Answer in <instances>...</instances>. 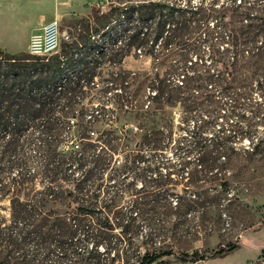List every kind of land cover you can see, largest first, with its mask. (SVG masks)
<instances>
[{
    "label": "rangeland",
    "instance_id": "374dc122",
    "mask_svg": "<svg viewBox=\"0 0 264 264\" xmlns=\"http://www.w3.org/2000/svg\"><path fill=\"white\" fill-rule=\"evenodd\" d=\"M251 1L264 11V0ZM110 6L0 0L1 51L30 54L31 35L55 19L59 51L92 47L76 57L100 65L87 70L101 83L78 86L70 104L65 97L40 117L54 123L40 119L34 143L22 136L11 156L22 164L0 163V264H139L147 251L170 250L206 255L196 262L162 256L172 264H264V48L232 80L217 61L228 42L185 32L170 52L166 32L140 51L121 43L134 24L104 23ZM109 81L122 90L107 103L101 88ZM96 98L109 109L87 120ZM82 137L87 161L74 175L61 164V146Z\"/></svg>",
    "mask_w": 264,
    "mask_h": 264
},
{
    "label": "trees",
    "instance_id": "16d2710c",
    "mask_svg": "<svg viewBox=\"0 0 264 264\" xmlns=\"http://www.w3.org/2000/svg\"><path fill=\"white\" fill-rule=\"evenodd\" d=\"M110 3V11L103 15L104 23L119 18L121 23L128 26L134 24L131 29L128 28V33L124 32L121 43L125 40L126 45L138 47L140 51V46H146L150 41V46L155 47V42L166 32L170 52L176 49L178 39L185 32H206L216 42H228L223 51L217 48V61L224 66V75L232 80L241 73L238 67L245 61L259 57L264 48V42L260 39L264 32V11L261 9L260 14L258 10L254 11L257 8L255 1L201 0L197 5H189L186 1L184 6L165 0H110ZM212 20L213 27H210ZM91 50L92 47L84 51L86 56L92 53ZM81 52L82 48L65 45L62 55L67 59L60 60L58 55L45 59L32 54H9L0 50L1 165L5 166L7 161L13 166L22 164V160L11 157L21 146L22 136L27 134L28 142L34 143L39 120L43 119L40 117L56 110L59 101L65 97L68 99L66 104L71 103L73 96L68 95V92H76L78 87L72 83L84 81L88 67L94 68L96 62L87 61L86 56L76 57ZM185 64L182 62L179 66L184 67ZM218 71L220 76L222 71ZM43 120L54 123L50 118ZM52 124L50 128L53 127ZM85 139L91 140L90 137ZM153 140L155 148H160L164 143L162 137ZM105 145L109 148L108 143ZM63 154L61 164L64 170H69L74 175L82 168V162L87 161L83 143L80 151H63ZM113 155L114 165L117 154ZM136 158L134 160H138ZM225 250L223 248L216 253ZM169 254H175L176 260L182 262H196L206 258L205 254L199 252L189 254L174 253L172 250L164 253L147 251L141 255L139 264H172L171 260L161 259L163 255ZM114 257H117L116 254Z\"/></svg>",
    "mask_w": 264,
    "mask_h": 264
},
{
    "label": "built area",
    "instance_id": "2783aa9c",
    "mask_svg": "<svg viewBox=\"0 0 264 264\" xmlns=\"http://www.w3.org/2000/svg\"><path fill=\"white\" fill-rule=\"evenodd\" d=\"M61 45V30L60 26L57 20H51L48 23H46L40 31L34 32L29 40V53L35 56L44 57L45 59H48L49 57L53 55H58L60 60L67 59L62 53L59 51ZM100 67L96 66L94 68ZM90 77H85L84 81H78L75 83H72L73 85H78L79 87H84L87 89L88 87L97 89L100 87V81L98 79V75L89 71ZM101 90L105 93L103 96V99L108 102L111 101V95L117 93L116 90H122L121 87L118 88V85H116L113 81L107 82V84L101 88ZM80 98V97H79ZM81 100V98L79 99ZM97 103H100L101 106L92 108L90 111H86L85 116L87 120H93L96 117H101L106 110L109 109L107 107L109 104H105L104 102H100L99 98H96ZM106 108V109H105ZM79 110H76L75 114L70 118L72 124H75V119H78ZM137 126H134V129L137 130ZM89 134L91 136H98L97 131L91 129L89 131ZM78 138V137H77ZM91 140L97 142L99 139H93L90 137ZM82 140L83 138L79 139H71L70 144L68 143V140L65 141V143L61 146L63 151L73 150V151H80L82 149ZM68 148V149H67ZM70 148V149H69ZM122 162V159L119 158V154L115 156L114 165H120Z\"/></svg>",
    "mask_w": 264,
    "mask_h": 264
},
{
    "label": "crops",
    "instance_id": "0c3cea01",
    "mask_svg": "<svg viewBox=\"0 0 264 264\" xmlns=\"http://www.w3.org/2000/svg\"><path fill=\"white\" fill-rule=\"evenodd\" d=\"M50 21H51V20H50ZM48 22H49V21H48ZM48 22H47V23H48ZM45 24H46V23H45ZM45 24H44V25H45ZM44 25H43V26H44Z\"/></svg>",
    "mask_w": 264,
    "mask_h": 264
}]
</instances>
